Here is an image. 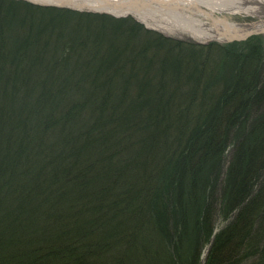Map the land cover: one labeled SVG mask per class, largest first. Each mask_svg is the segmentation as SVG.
Here are the masks:
<instances>
[{"label": "trees", "instance_id": "1", "mask_svg": "<svg viewBox=\"0 0 264 264\" xmlns=\"http://www.w3.org/2000/svg\"><path fill=\"white\" fill-rule=\"evenodd\" d=\"M169 41L0 0V264H264V49Z\"/></svg>", "mask_w": 264, "mask_h": 264}, {"label": "bare ground", "instance_id": "2", "mask_svg": "<svg viewBox=\"0 0 264 264\" xmlns=\"http://www.w3.org/2000/svg\"><path fill=\"white\" fill-rule=\"evenodd\" d=\"M58 3L77 9H102L135 14L147 25L164 31H180L193 38H215L228 44L251 33H264V0H31ZM71 8V7H70ZM74 8V9H75ZM216 11L257 15L253 23H235L227 17L215 15ZM205 254H203L204 256Z\"/></svg>", "mask_w": 264, "mask_h": 264}, {"label": "rangeland", "instance_id": "3", "mask_svg": "<svg viewBox=\"0 0 264 264\" xmlns=\"http://www.w3.org/2000/svg\"><path fill=\"white\" fill-rule=\"evenodd\" d=\"M24 2L30 3L32 5H39V6H54L57 8H66V9H70L76 12H88V13H96V14H105L108 15L112 18H128V16L132 17L133 19H136L138 21V23L142 24L143 27L145 29L150 30L151 32H157L159 34H161L164 38H167V40L171 39V44L174 45V42L172 40H178V41H185V42H191V43H197V44H201V45H227V42L224 41H220L217 40L215 38L209 39V40H200L197 38H193L190 34L186 33V32H174V31H164V30H160L157 26H153V25H147L145 22L141 21L138 19V17L133 14V13H125L124 11H129L126 8H123L121 12L119 13H114V12H109V11H105L102 9H92V8H88V9H77L74 6H67L64 7L62 5H59L58 3H44V2H39L38 1H31V0H22ZM71 7V8H70ZM75 8V9H74ZM215 15H219L220 17H227L228 19H230L231 21L241 24V23H253V22H257L259 21V17L257 15H252V14H242V13H230V12H220V11H216ZM114 22V21H113ZM122 25V24H121ZM167 42V41H166ZM165 42V43H166ZM232 42H236V44L233 43V45H237L241 48L249 45V44H258L259 46H261V49H264V33H251L249 34L246 38H242V39H236ZM167 47L168 45H170V43H166ZM165 48V47H164ZM161 49V48H160ZM215 211L217 212L218 208V203L215 205L214 207ZM225 224V222L222 220V218L219 215H216L215 217V231H218L219 228H221L223 225ZM212 238H210L209 241H207V243H205L204 247L202 248V252H201V256H200V263L201 264H205L206 260H207V256L210 252L211 246H212ZM203 254H205L203 256ZM206 257V258H205ZM204 259V261H203ZM204 262V263H203Z\"/></svg>", "mask_w": 264, "mask_h": 264}, {"label": "water", "instance_id": "4", "mask_svg": "<svg viewBox=\"0 0 264 264\" xmlns=\"http://www.w3.org/2000/svg\"><path fill=\"white\" fill-rule=\"evenodd\" d=\"M240 38H241V37H240ZM240 38H238V39H240ZM205 258H206V257H205ZM203 261H204V259H203ZM204 262H205V261H204ZM204 262H203V263H204Z\"/></svg>", "mask_w": 264, "mask_h": 264}]
</instances>
